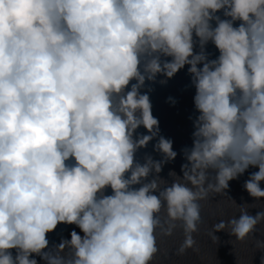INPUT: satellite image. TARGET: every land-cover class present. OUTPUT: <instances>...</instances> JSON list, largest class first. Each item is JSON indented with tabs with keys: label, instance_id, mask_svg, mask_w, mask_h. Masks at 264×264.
Masks as SVG:
<instances>
[{
	"label": "clouds",
	"instance_id": "clouds-1",
	"mask_svg": "<svg viewBox=\"0 0 264 264\" xmlns=\"http://www.w3.org/2000/svg\"><path fill=\"white\" fill-rule=\"evenodd\" d=\"M185 66L192 144L169 181L178 153L148 85ZM153 141L161 158L139 157ZM250 167L243 187L264 198V0H0V264H150L162 208L183 251L199 202ZM262 220L211 235L242 241ZM60 224L80 231L51 243Z\"/></svg>",
	"mask_w": 264,
	"mask_h": 264
}]
</instances>
